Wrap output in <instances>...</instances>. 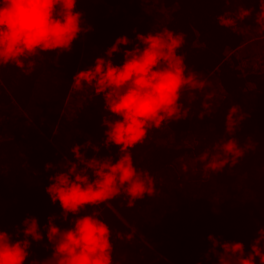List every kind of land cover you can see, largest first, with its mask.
Segmentation results:
<instances>
[{"label": "trees", "instance_id": "trees-1", "mask_svg": "<svg viewBox=\"0 0 264 264\" xmlns=\"http://www.w3.org/2000/svg\"><path fill=\"white\" fill-rule=\"evenodd\" d=\"M97 5L104 8V14L89 17L86 15L88 8L82 3H77L76 10L83 13L84 20L92 26V30L81 33L73 42L71 51L60 54L58 58L55 53H41L39 56L33 57L35 68L28 75H25L14 65L5 66L2 69V102L5 112L2 127L5 138L3 142V182L0 188H2L3 204L5 205L3 227L9 233H15L16 226L22 227L21 221L25 216L37 217L38 223L41 225L39 230L42 234L46 233V228L43 225L47 223L49 215L54 214L57 217L53 223L59 227L70 226L68 221L59 218L61 209L58 201L53 205L44 190L49 183L47 177L54 171L53 169L44 170V164L48 160L56 164L57 160L59 162L64 155H69L67 152L73 144H82L86 139L100 145L99 153L94 154L91 149H88L87 157L110 154L113 160L117 158L118 151L114 145L106 150L101 144L104 138L102 134L104 129L101 126V115L104 112L102 97L93 96L92 99H88L92 90L86 89L84 92L70 90L66 102L65 98L70 87L71 77L78 71L77 68L79 69L77 65L81 55L79 44L83 42L84 36L89 40L87 43L89 47H100L105 50L112 45L116 37L122 35L121 24L140 13L143 4L114 0V2H97ZM160 5L163 13L160 21L152 29L167 28L173 32L184 33V44L177 50V54L184 57L187 71L197 72L200 79L205 77L209 81L199 96L197 91L185 89L181 94V103L189 107L190 112L192 106H197V113H200L204 111L201 106L204 96L211 93V97L205 101L210 105V108L208 113L200 119L197 118V114L194 118H190L188 114L184 119L165 123L161 129L165 130L163 132L166 134L165 137L171 139L169 144L156 146L147 144L139 150L141 153L138 154L141 155L132 159L138 169H146L155 180L159 173L161 175V172L163 173L164 169L170 166V169L174 170L175 175L173 176H176L179 182H198V186L202 185L205 188L202 192L203 197H212V201L210 199L208 211H205L196 223L197 227L194 228V231H197L196 237L191 234L187 235V230L185 231L183 228V232L178 238L182 237L181 240L184 244L173 251L171 249L156 251L162 257L156 255L154 251H151L150 256L144 255L141 250L149 247L139 245L134 248L139 251L129 252L128 249L131 248L129 234H133L138 240L140 238L138 235L145 231V227H143L144 220L141 217V220L133 222L135 231L128 223V217H131L133 221L135 218L129 213L131 207L126 206V196L122 195L109 201L107 206L86 208L85 213L97 215L112 229L113 264L126 263L130 259H134L133 264H157V262L160 264H218V258L212 253L208 254V258H205L204 255L211 247L210 241L206 239L209 233L221 240L241 241L239 238L247 236V240L243 242L244 251L247 254L250 251L249 244L253 239L254 232L258 227L264 226V72L251 70L243 72L239 68V57L234 52L252 35L263 36L264 33L259 32L258 26L254 23L255 11L245 20L237 23L236 31L224 28L217 23L216 17L226 9L235 12L239 6L236 4L225 5L214 2H195V0L173 3L170 0H162ZM243 7L259 11L258 3L244 4ZM90 20L92 21L90 22ZM108 40L107 45L109 46L103 44ZM119 47L121 52L118 53L123 55V49H131L132 46L120 45ZM93 53L94 51L91 50L86 55L87 59H90L89 63L95 59ZM104 53L105 51H103ZM121 57V61L119 57L112 56L111 59L114 64H120L123 59V56ZM46 78L51 79L54 84L51 92L35 94L38 81ZM251 95L254 96V102L259 100V103L250 104L253 107L237 129V139L243 146L249 142L248 136H252V142L255 143L254 151H248L232 167L225 166L219 173L205 175L201 162L195 160L192 155V146L195 149L193 132L199 135L196 140L198 144L208 146L196 148L201 152L208 150L212 154L214 151L212 146L222 138H226L224 119L226 111L222 110V104L224 106L225 103L230 102L233 96L245 98V96ZM193 96H195L194 99H192ZM66 106H69V110L66 109ZM32 107H41L43 118L35 125L44 137L52 136V132L54 133L53 141L56 143L57 149L51 147L49 143H45L44 150L39 148L37 153L32 151L31 154L26 155L23 148L19 146L21 131L8 128L11 111L18 112L19 110L25 114ZM238 115L240 114L238 113ZM65 118L69 119L67 123L63 122ZM25 129L26 127L23 130ZM178 136H185V139L175 140V137ZM146 147H151V149L147 154H143ZM36 156L43 159L42 164H37ZM221 158H223L222 153ZM72 159L71 155L70 160ZM31 163L37 164L35 170L38 172L35 175H32L33 166H29ZM240 176L243 178V190L245 189L247 192L246 199H242L238 193L235 195L237 180ZM156 188L157 194L154 197L163 191L160 189V184H156ZM165 192L164 195L170 199L175 195L174 190ZM197 198L201 199L202 196ZM181 201L185 200L181 199ZM213 201L216 202L212 203ZM138 202L139 206H143L153 203V200L152 197L146 196ZM243 210L248 211L250 216L243 217L240 213ZM253 217L259 224L256 228L252 226L248 232L245 230L246 224L243 220L249 219L251 224H255ZM69 218H71V214H69ZM179 228L180 225L178 230ZM118 234H120L119 238ZM15 238L17 237L14 235L13 239ZM20 238H22V233ZM28 239L31 240V237ZM186 240H188V244L185 243ZM47 243L46 235L42 241L32 242L29 249L32 255L28 259L42 260L50 255L51 246L44 247ZM141 243L145 244L143 241ZM216 251H222L219 245H217ZM255 260L256 264H259V257H256Z\"/></svg>", "mask_w": 264, "mask_h": 264}, {"label": "clouds", "instance_id": "clouds-1", "mask_svg": "<svg viewBox=\"0 0 264 264\" xmlns=\"http://www.w3.org/2000/svg\"><path fill=\"white\" fill-rule=\"evenodd\" d=\"M114 2V0H0V185L3 182V121L5 112L2 102V69L14 65L25 75L35 68L33 57L41 53L60 54L71 51L73 42L81 33L92 30L76 10L77 3ZM128 3L154 4L162 0H124ZM182 3L186 0H170ZM225 5H239L235 12L226 9L216 17L217 23L236 31L237 23L245 20L255 11L254 23L264 33V0H195ZM259 4V11L243 7L244 4ZM135 32V29H133ZM133 40L127 35L116 37L103 56H97L93 64L76 71L71 77L70 90L84 92L91 89V95L102 97L103 110L114 119L102 117V146L107 150L114 145L118 148L117 158L112 155L86 156L88 149L100 152V145L86 139L82 144H73L69 151L73 159L62 157L58 163L46 162L44 170L53 169L47 179L45 192L50 202L58 201L61 209L59 218L66 220L69 227L61 228L49 215L43 225L46 233L40 232L41 225L35 216H25L15 233L3 227L4 204L0 188V264H113L112 229L104 220L94 214H86V208L108 205L120 196L127 197V207H134L137 201L157 194L156 180L146 169H138L132 159L131 149L142 144L152 129H160L167 122H176L188 116L190 108L181 103V94L187 88L202 92L209 84L200 79L196 72L187 71L184 57L178 53L184 44V33L167 28L135 33ZM132 44L123 49L120 64H114L111 57L121 52L120 45ZM204 96L201 106L204 111L197 114L202 118L210 105ZM195 96L192 97L194 99ZM238 113H244L238 115ZM249 115L239 105L229 106L225 112L226 138L212 146L213 153L202 152L197 159L205 175L219 173L225 166L232 167L248 151H254L255 143L248 136V143L240 145L237 129ZM221 153L223 158H221ZM186 170V166H185ZM38 170L33 169L32 175ZM83 214H80L82 213ZM71 214V218H69ZM253 222L257 223L255 217ZM259 224V223H257ZM22 233V238L21 237ZM17 238L13 239V236ZM46 235L51 246L50 255L29 260L32 242H40ZM118 234V238H119ZM31 237V240L28 239ZM129 234L128 239H132ZM211 247L205 258L212 253L218 264H264V226L258 227L245 254L244 244L238 240H221L209 233L206 237ZM217 245L222 251H216Z\"/></svg>", "mask_w": 264, "mask_h": 264}, {"label": "rangeland", "instance_id": "rangeland-1", "mask_svg": "<svg viewBox=\"0 0 264 264\" xmlns=\"http://www.w3.org/2000/svg\"><path fill=\"white\" fill-rule=\"evenodd\" d=\"M84 6L88 8L86 11V15L89 17H93L97 14H104L105 10L103 7L97 5V3H82ZM95 4V5H94ZM142 10L140 13L137 15H134V17H131V20H125L124 24H121V33L122 35H127L129 39L133 40L135 43L134 37L135 33L139 32L141 34L147 33L148 31H151L152 28L155 26L157 22L160 21V18L162 16V11H161V5L160 3H154V4H143L142 5ZM92 20H90L91 22ZM135 29V32L133 31ZM86 35V34H85ZM88 38L84 36V40L81 44H79L80 49V57L78 58V66L79 69H83L87 66H90L93 64L94 59H92L91 63L88 61L90 60L89 58L87 59L86 55L91 52V50L94 51L93 56L94 58L97 56H103V51L104 49L100 47H89L88 46ZM107 42V43H106ZM103 43V41H102ZM108 41H105L103 44H108ZM129 46H133L132 44H128ZM109 46V45H107ZM90 49V50H89ZM236 55L239 57V68L243 72L246 70H251L255 72H264V35H252L249 37V39L243 43L241 46H239L236 50H234ZM83 55V56H82ZM119 53H114V57H119L122 58ZM82 58V59H81ZM84 58V59H83ZM121 61V60H120ZM81 67V68H80ZM203 79H206L205 77ZM71 84V81H70ZM69 84V86H70ZM53 82L51 79L46 78V79H40L38 81L37 87L35 88V94H43L46 92H51L53 88ZM187 89V88H186ZM193 91V90H191ZM68 92L70 93V87ZM198 96L201 94L200 91H197ZM69 97V94L67 98H65V102L67 101ZM243 97V96H242ZM238 97V96H233L230 102L225 103L223 106L222 104V110L226 111L227 108L233 104H237L240 106V108L246 113L253 107L250 104H258L259 100L257 102H254V96L251 95L249 97L245 96V98ZM66 109L69 110V106H66ZM197 106H192V111L189 112L190 118H194L197 113ZM20 112V113H19ZM42 109L41 107L36 108L32 107L28 112L25 114L22 113V111L18 112L16 110L11 111V119L9 120L8 123V128L10 129H19L21 131L20 134V141H19V146L20 148H23V151L25 154H31L32 151L36 152L39 151V148L45 149V143H49L51 147L53 146L56 148V143L53 141V135L54 133L52 132V136L49 137H44L43 134L40 132V130L37 129V126L35 125L37 122H40L42 117ZM244 114V113H239ZM102 117H106L109 119H114V117H111L108 113L101 115ZM69 121L68 118H65L63 121L64 123H67ZM26 127L25 130H23ZM104 131V130H103ZM55 132V131H54ZM165 130L163 129H152L148 133V137L142 144H138L136 147L131 149V154L132 158H136L141 154V151H139L142 147H145L147 144L150 146H156V145H167L169 144L168 137L166 138V134L163 133ZM103 134V133H102ZM193 140L195 143V149L192 146V155L195 157V160L199 161L197 157L204 151H199L198 149L200 147H208L207 145L203 144H198L196 141L198 138V134L193 132ZM205 135V132L203 136ZM102 136V135H101ZM46 138V139H45ZM185 136H178L175 137V140H184ZM96 144V143H94ZM116 147V146H115ZM198 147V149L196 148ZM57 149V148H56ZM116 150L118 151V148L116 147ZM144 152V153H143ZM143 154H147L148 150L147 147L144 148ZM69 155H64L67 156V158L70 160V156L72 153L70 151L67 152ZM135 154H137L135 156ZM63 156V157H64ZM37 157V164H42L40 157ZM54 160V158H53ZM184 161V160H183ZM196 161V163H197ZM49 162V160L47 161ZM58 163V160H57ZM36 163H31L29 166H33L32 168L35 169ZM202 165V164H201ZM164 173V174H163ZM161 172V175L159 173V176L156 179V184H160V189H163L162 193L158 194L157 197H152L153 203L148 204V205H143L139 206V202L137 201L135 203V209L133 210L132 207L129 209V213L133 215V218H135V221L131 219V217L127 218L128 223L132 227L133 231V222L141 220V218L144 220V226L145 231L141 234L138 235L140 238L137 240L135 236H133L132 239H130L131 242V248H129V252L133 250H138L139 249H134L135 247L139 246H145L149 247L143 248L141 251L144 252V255L150 256L151 251H164L167 249L176 250L179 248L180 245H183L184 242H182V237L178 238L182 232L183 228L186 231L187 230V235L191 234L192 236L196 237L197 231H194V228L197 227V222L198 220L204 215L205 211H208L207 208H209V204L212 201V197L206 198L203 197L205 188L202 185L198 186V182H184L182 183L181 181L179 182L176 178L174 177V170L172 171L170 169V166L167 167V169H164V172ZM158 175V173H157ZM243 178L240 176V178L237 180L236 188H235V195L237 193L241 195L242 199L247 198V192L245 189L243 190ZM211 186V185H207ZM172 191L175 192V195L170 199L164 194H166L165 191ZM180 192H182L180 194ZM179 193V194H178ZM198 196H202V198H197ZM181 199L185 201H181ZM211 199V201H210ZM216 201H213L214 203ZM209 203V204H208ZM185 204V205H184ZM208 204V205H207ZM138 207V208H137ZM241 215L245 218L249 217L250 214H248V211L246 212L243 210ZM226 214V213H225ZM224 214V215H225ZM141 217V218H140ZM245 221L246 228L248 232H250V229L252 226L255 228L258 226V222L255 224H251V221L249 219L243 220ZM180 225V228L178 230V226ZM194 232H193V231ZM196 239V238H195ZM194 240V238H193ZM242 242H245L247 240L246 237L239 238ZM144 242L145 244H142L141 242ZM185 243L188 244V240L185 241ZM147 250V251H146ZM134 255V253H131ZM156 255H159L156 253ZM162 257V256H160ZM134 259H130V261H126V263H120V264H133ZM170 263V262H169ZM157 264H160V262H157ZM171 264V263H170Z\"/></svg>", "mask_w": 264, "mask_h": 264}, {"label": "crops", "instance_id": "crops-1", "mask_svg": "<svg viewBox=\"0 0 264 264\" xmlns=\"http://www.w3.org/2000/svg\"><path fill=\"white\" fill-rule=\"evenodd\" d=\"M68 94H69V92L67 93V96H68ZM67 96H66V98H67ZM65 100H66V99H65ZM103 114H106V112L104 111ZM103 114H102V115H103ZM152 146H153V145H152ZM142 148H143V147H142ZM150 149H151V147H147L148 152L150 151Z\"/></svg>", "mask_w": 264, "mask_h": 264}]
</instances>
